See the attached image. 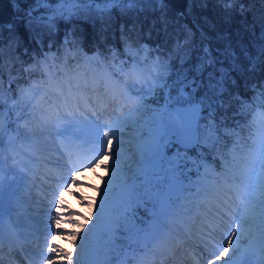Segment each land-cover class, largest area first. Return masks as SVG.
Wrapping results in <instances>:
<instances>
[{"label":"snow or ice","instance_id":"1","mask_svg":"<svg viewBox=\"0 0 264 264\" xmlns=\"http://www.w3.org/2000/svg\"><path fill=\"white\" fill-rule=\"evenodd\" d=\"M11 2L16 12L22 14L21 18L27 17L25 24L36 32V43L41 48L43 30H54L58 20H70L83 4H96L99 12L125 3L129 7L140 3L158 4L167 33V0H32L47 10L39 15L35 14L37 8L20 7L29 0ZM215 2L227 11L238 0ZM260 2L264 4V0ZM189 3L206 4L207 0H189ZM33 25L43 27L36 31ZM4 28L5 25L0 24V41L4 38ZM7 28L11 33L14 25L9 23ZM260 40L262 43L256 46L255 55L244 50L247 67L239 62V57L228 45L223 51L217 49L223 59L213 56L205 46L203 55L197 57L198 62L188 68L184 65L190 59L185 50L189 40H177L175 51H183L184 55L180 57V69L175 71L170 63L174 59L172 54L166 59L152 56L147 45L134 48L126 42L124 52L112 49L110 56L97 53L85 57L83 64L73 68L67 67V56L63 63H57V53H51L49 47L51 57L48 53L34 55L32 63L24 69L31 74L38 67L45 79L21 88L18 94H12L9 88L11 103L7 108L0 79V264H4L6 240L9 255L18 250L26 264H33L37 256L44 264H95L84 253L86 248L93 247L94 238L100 235L108 236L109 245L123 241L120 246L125 255L122 264H167L189 241L193 242L191 247L210 252L207 264H264V82L252 85L257 93L252 103L238 92L233 96L231 91L238 87L234 73L243 79L245 73H253L257 65L264 70V31ZM64 45L66 53H72L74 35L69 39L66 34ZM2 54L3 47L0 46V57ZM190 72L193 75L189 76ZM161 94L163 105L149 108L148 98ZM234 105H239V115L252 112L251 123L256 132L250 145L241 144L237 139L225 152L227 145L221 147V129L224 128L227 135L239 134L226 129V111L219 122L216 117L220 109ZM114 113L116 115H112ZM129 127L135 135L126 131ZM53 136L62 138L64 161L57 165L55 173L52 169L45 172V176L55 175L58 186L51 190L45 213L43 250L33 254L21 242L20 230L24 224L19 216L13 219V212L27 211L25 205L30 198L27 190L31 186L29 174L33 172V166L44 165L47 169V157L39 145L45 138ZM24 142H28L30 152L27 163L17 159L20 153L16 145ZM125 145H129L138 157L134 170L130 166L126 169L125 161L131 158L124 150ZM201 146L212 155V165L207 156L199 153L198 158L192 160L196 175L193 179L187 151L190 147L199 149ZM172 147L176 151L173 157H168L165 150ZM181 149L184 155H181ZM217 158L219 170L214 166ZM7 160H12L13 166L6 170ZM89 167L105 172L100 178L101 186L96 189L98 197L91 203L73 191L74 186H83L77 178V169L83 173ZM6 174L11 177L7 185L4 183ZM160 175L165 179L154 182L153 178ZM68 193L90 209L88 216L81 217L83 223L75 219L81 213L65 203ZM145 197L152 201V208L148 210L150 220L137 215ZM234 198L242 206L241 216L233 213ZM193 207L195 216L191 215ZM53 208L58 210L55 214ZM229 220L236 223V227H225ZM249 221L255 223L259 231L242 248L243 232L239 222ZM64 223L79 230H66ZM193 224L196 225L195 233ZM179 228H183V232ZM58 235L73 244V252L54 243ZM23 239H29V234L25 232ZM181 264L187 262L181 261ZM194 264H202V261L196 259Z\"/></svg>","mask_w":264,"mask_h":264},{"label":"trees","instance_id":"2","mask_svg":"<svg viewBox=\"0 0 264 264\" xmlns=\"http://www.w3.org/2000/svg\"><path fill=\"white\" fill-rule=\"evenodd\" d=\"M167 3L168 9L165 18L168 20L167 33L161 19L162 13L158 10L160 7L158 4L140 3L129 7L125 3L122 6H111L105 12L97 11L96 4H84L81 8L87 7L84 9L85 11L80 9L78 14L70 20H58L54 30H43L40 37L43 41V48H41L36 43V32L30 30L25 24L27 17L21 18L22 14L16 12L11 0H0V24L5 25L4 38L0 41V46L3 47V54L0 57L2 91L6 92L9 88L14 91L15 88L28 82L31 77H38V72H40L38 67L31 74L26 73L24 69L32 63L34 55L42 56L44 53H48L49 47H51V53H57V63L63 61V58L67 56V64L74 67L73 65L80 64L88 53L110 56L112 49L124 52L126 42L133 45L134 48L146 43L152 50V56H162L166 59L169 54H172L174 59L170 63L175 71L180 69V57L184 55L183 51L180 53L175 51L174 46L177 40L181 42L186 38L189 40V43L185 45V50L189 52L190 59L186 61L185 68L198 62L197 57L203 55L205 46L209 48L213 56L223 59L217 49L223 51L228 45L231 46V51L239 57V62L247 67L248 61L244 56V50L255 55L256 46L262 43L260 36L264 31V4L260 0H238L227 11L215 0H207L206 4H190L189 0H167ZM30 6L38 9L36 15L47 12L43 5H35L32 0H29L27 4L20 5L25 9ZM101 6L103 7L102 4ZM154 8L157 10L153 11ZM180 13L184 15L181 16ZM9 23L14 25L11 33L7 28ZM33 27L36 28V31H40L43 26L33 25ZM66 34H69V39H73L74 35L75 47L72 49V53H66L64 45ZM25 50H27V54H25ZM51 53H48L50 57ZM227 66L228 61L225 60V67ZM191 75L193 73L190 72L189 76ZM233 75L236 76L238 85V87L231 88L233 96L238 92L243 99L252 103L257 94L252 89V85L264 82V70L260 65H257L256 70L250 74L245 73L243 79L235 73ZM10 80L13 81L11 84ZM197 98H199V93H197ZM254 108L255 105H253V110ZM238 109L239 105L226 106V110L220 109L216 117L219 122L226 111L228 117L224 120L226 129L239 134L238 136L227 135L224 128L221 129V147L227 145L224 148L225 152L233 147L237 139L241 144H247V138L251 135L250 132L254 126L251 123L252 112L239 115ZM237 121H239V125H237ZM175 151V147L169 149V152ZM199 153L207 156L208 163L212 165V155H208V149L203 146L199 149L192 147L188 150L190 159L187 163L192 164V160L197 159ZM219 165L220 161L217 158L214 165L217 170ZM151 208L152 201L146 199L137 210L138 217L149 220L151 214L148 210ZM118 241L123 243L121 240Z\"/></svg>","mask_w":264,"mask_h":264},{"label":"bare ground","instance_id":"3","mask_svg":"<svg viewBox=\"0 0 264 264\" xmlns=\"http://www.w3.org/2000/svg\"><path fill=\"white\" fill-rule=\"evenodd\" d=\"M113 115H116L115 113ZM123 138V137H122ZM61 139L59 137H51V138H46V141H44L41 144V151L44 153V156L47 157V162L49 164V167L47 169L44 167V165H40L37 169L33 168V172L29 174V183H30V188L27 190V193L29 194L30 198L28 199L27 204L25 207L27 208L26 212L23 213H18V212H13V219H16L17 216L21 218L22 223L24 224V227L20 230L22 234V244L24 248L33 254H38L40 251L43 250L44 247V240L45 236L43 235L44 230L46 228V223H45V213L48 210L47 206H44V203L50 202V196L51 193L49 194L46 188L41 187L37 188L35 185L37 180H49L53 181L54 176H45V172L48 169H52L53 172H56V163H62L64 161V149L61 144ZM43 146V147H42ZM87 145H85V149H87ZM124 149H127V145L124 146ZM130 156L133 158L136 156L133 150L130 151ZM25 163H27V158L24 160ZM78 173V180H81L83 183V186H74L73 191L76 193L83 192L84 187H86V181L91 179L93 177H98L99 174L97 173L96 169L92 168H87V170L83 171L81 173L80 169H77ZM43 177V178H42ZM11 178H9L10 180ZM55 182V181H54ZM63 181H60L62 183ZM56 187L58 186L57 183H54ZM49 194V195H48ZM36 195L38 198H36ZM82 196V195H80ZM69 197H71V200H69ZM83 197V196H82ZM86 197H84L85 199ZM38 200V201H37ZM46 200V201H43ZM65 203L68 205L69 208L75 209V211L79 212V208L83 207V204L80 202V200L72 196L71 193H68L65 196ZM233 213L235 216H238L234 211L236 210L235 206H232ZM58 211L57 209L53 208V214ZM84 216L81 213V216L75 217L77 221H80L83 223V220L81 217ZM240 224L242 222H239ZM228 227H236V223H233L232 220H229ZM241 230L243 232V235L241 237V247L243 248L248 244L247 238L245 237L246 234H244V230L247 229L248 226H240ZM63 228L66 230H76L78 231L79 229H74L71 224L64 223ZM181 232H183V228H179ZM193 233L196 232V227L192 226ZM7 232V228L5 229ZM53 231H56V229L53 226ZM23 232V233H22ZM29 234V239H23L24 233ZM32 233H35L36 235H32ZM37 236L39 237V243H37ZM51 239V237H49ZM54 243L62 245L64 248H66L69 252L74 251V246L73 244L68 241V240H63L61 236H56ZM188 244H193L192 241H189ZM7 248V249H6ZM36 248V249H34ZM192 253V255H190ZM48 256H51V253H47ZM117 255V253H113L111 249V245L108 243V236L104 235V238L100 236H97L94 238V243L93 247L91 249H87L85 251V256L89 257L90 260L95 262V264H112L113 258ZM206 255V256H205ZM210 255L209 252H202V250H196L195 252H191L188 248L187 245L184 246V248L179 249L175 253L174 258H170L167 264H173V259L175 260V264H181V261H186V262H193L196 259H200L202 261V264H207V256ZM13 256L15 257V260L13 259ZM205 258H201V257ZM3 257H6L4 259V264H26V261L24 258L20 255L19 251L16 250L13 255H9L8 252V246H7V240L5 241V247H4V255ZM218 263V262H217ZM33 264H44L43 260L39 259L38 256L33 260ZM59 264H66V262H59Z\"/></svg>","mask_w":264,"mask_h":264},{"label":"rangeland","instance_id":"4","mask_svg":"<svg viewBox=\"0 0 264 264\" xmlns=\"http://www.w3.org/2000/svg\"><path fill=\"white\" fill-rule=\"evenodd\" d=\"M83 5H84V4H83ZM83 5H82V6H83ZM52 6L54 7L55 4H53ZM86 8H87V7H82L81 9H83L82 11H85L84 9H86ZM140 45L142 46V45H147V44H146V43H142V44H140ZM147 46H148V45H147ZM148 47H149V46H148ZM94 55H96V54H87L86 56H87V57H92V56H94ZM64 60H65V58H63V61H61L60 63H63ZM67 60H68V59H67ZM82 61H83V63H84L85 58H84ZM83 63H82V64H83ZM73 64H74V63H73ZM67 67H68V68H71V66H69L68 64H67ZM42 74H43V72H42ZM44 79H45V77H44ZM34 81L36 82L35 79H32V80L29 81L28 83L22 85V88H26V87H28V86H29L30 84H32ZM20 89H21V87H18L17 89H15L14 91H12V94H18L19 91H20ZM3 93H4L5 101L7 100V104H5V108H7V105L11 103V101L8 100L9 92L6 91V92H3ZM147 103H148L149 108H156V107H158V106H160V105H163V103H164V99H163V97H162V94H161L160 97H150V98H148ZM112 115H113V114H112ZM149 115H151V113H149ZM13 120H15V116H13ZM19 123H20V124H23V121H20ZM13 127H16V125L13 124ZM21 131H23V129H21ZM126 131H127L129 134H131V135H135V133H134V131L132 130L131 127H129V129H127ZM255 132H256V128H255V126H253L252 131H251V135H249V137L247 138V141H248L247 144L250 145V144L252 143V138L254 137ZM126 138H127V137H123L122 139H126ZM44 141H46V138L43 140V142H44ZM43 142H42V143H43ZM42 143H41V144H42ZM44 143H45V142H44ZM6 144H7V136L5 137V145H6ZM27 144H28V142H24L23 144H21V143H17V145H16V148H17L18 152L20 153V155L17 157V159L20 160V161L23 162V163H25L24 160H26V158L28 157V155H30V152L27 150ZM41 144L39 145L40 149H41ZM42 147H43V146H42ZM124 150H125V149H124ZM167 150H168V149L165 150V154L167 153ZM125 151L127 152L128 157L131 158V159H127V160L125 161L126 169L130 166L131 169L134 170V169H135V166H136V161L138 160V157L135 156V157L132 158V157L130 156L131 148H130L129 145H127V149H126ZM43 154H44V153H43ZM183 154H185V153H184V150L181 151V155H183ZM5 155H6V156L8 155L7 148L5 149ZM166 155H167V154H166ZM167 156H168V155H167ZM168 157H173V156L171 155V156H168ZM105 159L107 160V158H105ZM9 166H13V161H12V160H7V161H6V163H5V169L7 170V168H8ZM47 167H49L48 163H47ZM189 167H191V168L194 170V172H195V169L193 168V165H191V166H189ZM33 168H35V167L33 166ZM36 169H37V168H36ZM96 171H97V173L99 174V176H98V177H93V176H92L91 179L87 180V181H86V187H84V191L78 193L79 195H82L83 197H86L85 200H86L88 203H91L93 200H95V199L98 197V193H97L96 189H97L98 187L101 186V179H100V178L103 177V176H105V172H104L103 169H101V168H96ZM201 172H203V168H201ZM52 176H54L53 181H49V180H44V181H42V180H37V182H36L35 185L37 186V188L44 187V188H46V190L48 191V193H49V192L51 193V190L56 188V185L54 184V183H55V182H54V181H55V175H52ZM192 177H193V179H195V178H196V175L194 174ZM9 178H11V177H10L9 175L6 174L5 177H4V183H5V185L8 184V182H9ZM164 179H165V177H164L163 175H160V176L154 177V178H153V181H154V182H155L156 180L163 181ZM50 193H49V194H50ZM49 194H48V195H49ZM36 198H38L37 195H36ZM37 201H38V200H37ZM43 201H46V200H43ZM6 203H7V201H6ZM44 206H48V203H44ZM231 206H235V207H236V210H235L234 212H235L238 216L243 215L242 206L240 205V203H239L238 200H236V199L234 198ZM232 210H233V209H232ZM79 212L82 213L84 216H88V215H89V212H90V209L86 206V204H83V207H82V208H79ZM196 214H197V213H196V209H195V207H193V208L191 209V215L195 216ZM192 226H195V227H196L195 224H193ZM240 226H244V227L248 226L247 229L244 230V234H246L245 237L247 238V241H249L250 239H252L254 233H257V232L259 231V229L257 228L256 224L253 223V222H251V221H249L248 223H243V222H242V223L240 224ZM225 227H228V226L225 225ZM101 237L104 238V235H101ZM93 243H94V240H93ZM191 245H192V244H188V245H187V248H188L191 252H195L196 250H197V251H198V250H202V248H194V247H191ZM116 246H117L116 244H115V245H111V249H112L113 247L116 248L115 251L112 250L113 253H117V255L114 257L115 259L113 260L112 264H122V261L125 259L124 251H120V250L118 249V247H116ZM86 250H87V248H86ZM86 250H85V251H86ZM202 252H209V251H208V250H202ZM209 253H210V252H209ZM84 256H85V253H84ZM205 256H206V255H205ZM205 256H204V258H205ZM87 257H88V256H87ZM199 257H201V256H199ZM88 258H89V257H88ZM201 258H203V257H201ZM204 258H203V259H204ZM206 259H207V258H206ZM222 259H223V258H222ZM187 264H194V263H193V262H187ZM217 264H219V262H218Z\"/></svg>","mask_w":264,"mask_h":264}]
</instances>
